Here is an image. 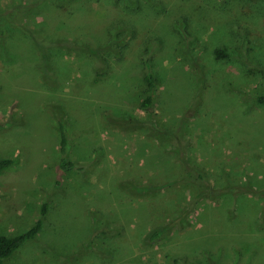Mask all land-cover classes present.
<instances>
[{
  "label": "rangeland",
  "instance_id": "rangeland-1",
  "mask_svg": "<svg viewBox=\"0 0 264 264\" xmlns=\"http://www.w3.org/2000/svg\"><path fill=\"white\" fill-rule=\"evenodd\" d=\"M29 1L0 0V7ZM195 1L202 11L194 12L185 3L175 13L194 29L187 38V49L171 47L163 60L153 64L158 83L153 113L165 129L181 121L184 158L213 186H222L217 180L224 174L242 183L263 179L264 104L256 96L264 97V0L240 4L233 15L227 7L217 9V0ZM82 7L84 19L78 16L76 20L85 26L105 14L102 2ZM19 20L27 34L40 37L38 16ZM233 24L248 27L249 44L237 35L230 37ZM3 27L14 33V42L0 39V72L6 73L15 64L19 68L7 72L10 80L0 75V161L12 162L0 172V236L20 235L42 219L35 240L3 264H64L69 254L77 256L67 264H174L178 259L184 264H264V195L254 198L229 190L216 202L203 200L195 183L174 177L179 162L171 153L157 168L144 164L157 148L153 139L121 133L100 122L97 109L101 106L113 115L144 117L138 108L143 96L137 73L129 80L130 89L123 83L117 88L112 76L110 82L86 84L78 70L84 66L83 58L58 53L51 65L53 75L45 83L30 38L9 23ZM256 46L258 51L253 52ZM216 48L226 49L231 59L217 61ZM248 53L253 62L261 55L260 66L243 69L233 59L242 56L240 61H246ZM187 55L203 66L207 76L215 71L223 75L205 89L193 112L183 114L181 101L192 92H185V87L194 80ZM56 106L73 107L75 113H64L71 143L69 158L85 166L83 174H65L60 188L54 187ZM77 114L84 115L78 123ZM92 119L98 121L97 126L82 127ZM83 139L91 141L89 148ZM134 189L142 192L137 194ZM44 204L46 211L41 216ZM160 226L168 227L161 240L142 245V237ZM136 235H140L138 241L133 239ZM91 240L95 248L90 247Z\"/></svg>",
  "mask_w": 264,
  "mask_h": 264
},
{
  "label": "trees",
  "instance_id": "trees-1",
  "mask_svg": "<svg viewBox=\"0 0 264 264\" xmlns=\"http://www.w3.org/2000/svg\"><path fill=\"white\" fill-rule=\"evenodd\" d=\"M257 1L262 0H217L214 5L217 9H226L227 7L228 13L233 15L237 12H233L236 6L240 4L248 5ZM99 2L103 3L105 9L103 17L94 21L85 19V21H88L86 22L87 26L76 20L78 16L84 19L81 16L84 14L82 12L84 4H96ZM185 3H188L191 6L190 10L194 12L203 9L201 4L195 0H32L27 3H5L3 7H0V39L3 38L6 41L8 39L10 43L14 42V33L12 36L9 29L3 27L5 23L15 26L27 38H30V46L38 56L36 64L40 66L39 69L43 72L41 79L45 83H48V78L53 75L54 70L51 65H53L58 53H70L83 58L82 63L84 66L78 70L81 72L80 76L86 84L98 85L99 82L104 80L110 82L108 79L112 76V80L114 78L117 80V88L120 87L119 83H123L130 89L132 83L129 80H133L136 77L135 73H137L141 80L143 96L138 108L142 111L144 117L139 119L134 116L113 115L108 107L101 106L97 109L99 118L102 120L100 122L121 133H140L144 137L153 139L157 144V148L151 150L150 155L145 158L144 164L151 165L150 163H152L157 168V163L162 162L164 156L171 153L179 162V167L175 169L174 177L178 179L183 177L185 179H181L182 181L195 183L198 188V195L203 200L216 202L229 190H235L239 195L246 193L254 198H259L261 194L264 195V178L259 180L250 178L242 183L240 179H227L228 175L224 174L217 180V182H221L222 186L217 187L209 183L204 173L197 167L191 166L184 158L186 146L181 140L184 127L179 117H174V119L179 121L171 129H165L159 124V120L153 113L152 108L158 92L157 78L152 70L153 64L163 60L166 52L171 47L177 45V48L186 50L187 38L194 31V29L185 24L182 17H176L177 15L175 14L182 11ZM128 8L130 9L128 10ZM152 11H158V13H152ZM26 15H36L40 18L42 26H40L41 34L39 38L27 34L28 32L26 30L25 32L22 25H20L18 17L22 19ZM80 26L83 30L79 28ZM241 29L242 27L239 25L233 24L228 34L231 38L232 36L235 38L237 35L241 42L249 44L247 42V34L250 33L248 27L244 26L243 31ZM253 45L254 43L251 44V46ZM252 51L257 52V46L253 47ZM20 56H23V54ZM24 56L26 57L27 55ZM213 56L217 61L231 59L224 48L214 49ZM241 57L233 56V59L243 69L260 66L263 60V58L259 59L261 57L259 53L257 60L254 62L250 60L252 57L250 53L246 56V61L243 58L240 61ZM187 58L193 71L194 80L191 85L185 87V92H188V89H191L192 92L186 93L187 98H185V101H181L182 106L185 105L182 107V110L185 109L183 114L193 112L202 101L203 98L201 96L205 89L211 84H216L223 75V72L215 71L207 76L203 66L195 58L189 55H187ZM18 68L19 65L17 64L12 65L6 68V73L3 71L0 72V75L5 77L6 81L10 80L11 75L7 74V72L13 73ZM236 70L242 71L238 65ZM123 94L125 93L122 91ZM256 101L264 104V97L256 96ZM86 106L89 109L87 110L86 108L85 111L90 112L89 105ZM77 107L81 106L78 105ZM72 108L56 106V110H53L56 112L54 114L56 119L55 129L58 135V158L54 178L55 188L62 186V179L65 174L70 172L83 174L85 171L84 165L69 158L71 143L67 137L64 113L65 110L73 113L74 110ZM83 117L84 115L77 114L76 122L78 123ZM92 120L88 124L82 125V127L87 125L97 126L98 121ZM2 127L3 125L0 124V130ZM85 141L83 139V143ZM90 142L86 141L85 146L87 148L91 146ZM162 145H166V147H161V149L160 146ZM10 165H12L11 161H0V172L10 167ZM234 178H237V176L235 175ZM134 191L137 194L142 192L140 189H134ZM45 211L46 207L44 204L41 207L40 215L43 216ZM180 221L176 220V223ZM170 225H173V223L171 222ZM41 228L42 219L39 218L20 235L11 238L0 236V264H3L5 260L24 245L34 241ZM167 229V226L152 229L147 235L142 237V245L151 246L158 243ZM139 237L140 235H136L133 239L138 241ZM89 244L91 245H89L90 247L94 246L92 240ZM76 256V254H69L64 257L65 261L63 262L67 264L74 260ZM174 264L184 263L178 259L174 261Z\"/></svg>",
  "mask_w": 264,
  "mask_h": 264
}]
</instances>
